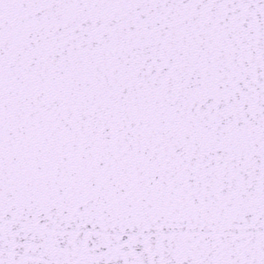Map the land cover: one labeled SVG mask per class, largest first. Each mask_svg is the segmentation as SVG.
I'll return each instance as SVG.
<instances>
[{
	"label": "snow or ice",
	"instance_id": "6c2138e0",
	"mask_svg": "<svg viewBox=\"0 0 264 264\" xmlns=\"http://www.w3.org/2000/svg\"><path fill=\"white\" fill-rule=\"evenodd\" d=\"M0 264H264V0H0Z\"/></svg>",
	"mask_w": 264,
	"mask_h": 264
}]
</instances>
